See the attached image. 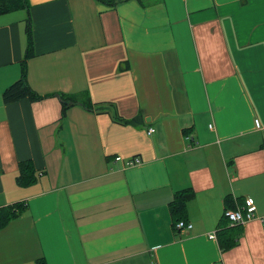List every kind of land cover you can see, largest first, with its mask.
<instances>
[{"label":"crops","instance_id":"crops-1","mask_svg":"<svg viewBox=\"0 0 264 264\" xmlns=\"http://www.w3.org/2000/svg\"><path fill=\"white\" fill-rule=\"evenodd\" d=\"M28 2L41 100L3 101L27 12L0 16V208L26 205L0 264H264V0ZM59 95L78 102L63 120ZM186 191L179 230L170 204ZM247 198L256 218L231 227L225 210Z\"/></svg>","mask_w":264,"mask_h":264},{"label":"trees","instance_id":"trees-1","mask_svg":"<svg viewBox=\"0 0 264 264\" xmlns=\"http://www.w3.org/2000/svg\"><path fill=\"white\" fill-rule=\"evenodd\" d=\"M96 2L105 5L110 8H115L123 3L133 1V0H95ZM141 3L142 0H134ZM24 10L27 12L26 18V35H27V48L25 53V60L23 62V73L21 79L16 82L14 85L9 87L3 93V101L5 104H10L17 102L24 98H29L32 101H37L43 99L42 96L36 94L28 84L27 79V67L26 62L35 56V45H34V35H33V21L31 16V7L28 0H0V16L6 15L12 12ZM62 103V119H65L67 116L68 110L78 105V102L73 98H70L66 95H59ZM87 110L94 111V106H87L83 104ZM99 110V109H98ZM97 110V112H99ZM115 120L120 123H134L137 120L127 121L121 117H116ZM34 166L31 162H24L20 164V175L18 178V183L21 186L29 185L34 180ZM193 196L191 191H186L184 193H178L174 201L170 204L171 213L174 219V226L176 227L178 223L184 221L181 218V212L185 207L187 201ZM26 212L25 204H15L11 206H6L0 208V231L7 227L11 222L21 218ZM241 226H238L240 228ZM236 229V228H235ZM219 235V242L221 248L226 250L234 246L237 242V239L225 238L228 234V231L221 230ZM239 234V233H238ZM38 264H44V260L38 261Z\"/></svg>","mask_w":264,"mask_h":264},{"label":"built area","instance_id":"built-area-1","mask_svg":"<svg viewBox=\"0 0 264 264\" xmlns=\"http://www.w3.org/2000/svg\"><path fill=\"white\" fill-rule=\"evenodd\" d=\"M257 126H259V123L257 122ZM154 129H151L149 133H153ZM117 161L121 160L120 157L116 159ZM134 161L133 163H135ZM138 163V162H137ZM256 212L257 207L252 201L251 198H247L245 200L244 207H238L236 209H227L225 210L224 217L228 220L231 227H238V226H244L249 221L256 218ZM193 225L191 223L187 222H180L177 224L176 229L183 230V229H191ZM217 233L218 231H215L209 235L210 239L217 240Z\"/></svg>","mask_w":264,"mask_h":264}]
</instances>
